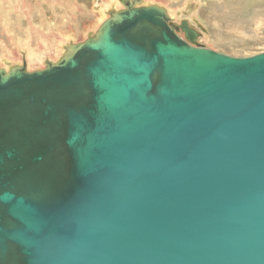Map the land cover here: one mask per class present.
Instances as JSON below:
<instances>
[{
	"label": "water",
	"instance_id": "obj_1",
	"mask_svg": "<svg viewBox=\"0 0 264 264\" xmlns=\"http://www.w3.org/2000/svg\"><path fill=\"white\" fill-rule=\"evenodd\" d=\"M119 1L0 67V264H264V51Z\"/></svg>",
	"mask_w": 264,
	"mask_h": 264
},
{
	"label": "rangeland",
	"instance_id": "obj_2",
	"mask_svg": "<svg viewBox=\"0 0 264 264\" xmlns=\"http://www.w3.org/2000/svg\"><path fill=\"white\" fill-rule=\"evenodd\" d=\"M117 1L115 0L113 6H109L111 0H0L1 6L12 7V13L9 11L8 15L14 20L13 23L18 22L17 25L20 21V23H23L15 30V32L18 31L16 33L20 37H23L22 39L26 37V35L23 36L24 28L32 27L34 33V30L41 28L40 26L44 28L45 22H54V24L61 26L64 23L63 17H65L69 21L68 24L73 25L71 28L67 26L65 29L70 30V32L74 31L78 42L85 39L89 33H93L97 25H100L98 24L100 20L107 18L111 10L120 9L117 8ZM144 3L158 4L174 11L175 17L172 16V20L176 24H179L181 19H187L189 26L200 33L196 41L206 48L233 57H248L264 51V0H144ZM69 5L70 7L74 6L76 9L74 8L73 11ZM1 10L0 40L5 42H0V45H3H1L0 51L8 50L6 56L17 59L15 60L17 62L19 54L11 44L14 38H10L11 32H7L10 35L5 33L1 24L6 16V9ZM193 18H197L200 24L203 25L206 30L205 33L197 27ZM65 29L56 36L57 42L62 40L61 38L68 31ZM44 32L39 33L46 35L47 31L44 30ZM179 34L183 37L182 32H179ZM38 38L41 50L35 49L36 45L34 44H36V41L32 40L33 50L36 52L41 51L45 54L46 59L56 61L57 58H54V54L58 51V48L53 45L54 41L46 36ZM4 44H6V48ZM12 51L15 53H12ZM45 62L42 66L38 62L39 64L35 63L31 67L32 69L42 68L45 66Z\"/></svg>",
	"mask_w": 264,
	"mask_h": 264
},
{
	"label": "bare ground",
	"instance_id": "obj_3",
	"mask_svg": "<svg viewBox=\"0 0 264 264\" xmlns=\"http://www.w3.org/2000/svg\"><path fill=\"white\" fill-rule=\"evenodd\" d=\"M118 2V5H117V8H122V5H121V2L118 0L117 1ZM143 2H144V0H143ZM114 3H115V0H111V3H109V6H113L114 5ZM166 3V2H165ZM95 6H96V4H94ZM1 6V5H0ZM84 6L86 7V5L84 4ZM83 6V7H84ZM9 7V6H8ZM93 7V6H92ZM169 7V6H168ZM74 6H73V8H72V10L74 11ZM103 8H105V7H103ZM70 9H71V7H70ZM76 9V8H75ZM78 9V8H77ZM84 9V8H83ZM99 10H101L102 12H104L102 9H100V8H98ZM97 9V10H98ZM10 10H12V8H10ZM167 10V12L168 13H170V15H171V17L173 16V18L175 17V12L174 11H171V10H168V9H166ZM2 11V10H1ZM9 11V10H8ZM12 13V12H11ZM73 13H75V12H73ZM8 14V13H7ZM90 14V13H89ZM174 14V15H173ZM3 15V14H2ZM177 15V14H176ZM8 17H9V15H7ZM18 16V15H17ZM6 17V16H5ZM11 17V16H10ZM10 17H9V22H10V24H8L7 22H6V24L5 23H3V24H5V25H10V28H8L7 26L6 27H4V29H6V31L8 32H11V35L9 34V33H7V34H9L10 35V38L12 37V38H14L12 41H11V44H12V46H14V49H17V51L19 52V56H18V61L16 62L15 60H17V59H15V58H11V57H8V56H6V51L7 52H9L8 50H1L0 51V67H4V68H6V69H8V65L7 64H5V62L7 61V62H9V64L10 65H15V64H19V63H25V65H26V68L28 69V70H34V69H37L38 67H36V68H34V69H32V67H31V65H33V64H35V63H40L41 65L40 66H42L43 65V63L45 62V60H46V56H45V54L44 53H42L41 51H38V52H36V51H34L33 50V48H34V45H36V47H35V49L36 50H41L40 49V43H38L39 42V38L38 37H43V36H46L47 38H50L51 40H53L54 41V43H53V45H55L57 48H58V51H56L55 52V54H54V58H57V59H59L60 57H61V55L64 53V45H66V44H68L70 41H72L73 43H76V42H78L77 41V38H76V34H74L75 32H73V33H71L70 32V30H68V29H65L67 26L69 27V28H71V26H73V25H69L68 24V19L67 18H65V17H63L64 18V23L60 26V25H56V24H54V22L53 23H51V22H47V26L45 27L44 26V28H42V26H40L41 28L39 29V30H35L34 31V33H38V32H43L44 30L45 31H47V32H51V34H44V33H40L38 36H36V37H34L32 40H34V41H36V44H34V45H32V40H30V41H18V42H15V37L16 36H18V34L16 33V32H18V31H16L15 32V27H16V25H17V23H13V21H11V19H10ZM19 17V16H18ZM106 18V17H105ZM105 18H103V19H101L100 20V23H98V24H101V22L105 19ZM172 18V19H173ZM177 19V18H176ZM180 19V18H179ZM6 20H8V19H6ZM182 20H184V19H181V21ZM186 21H187V23H189V21L187 20V19H185ZM20 21V20H19ZM193 21L195 22V24L197 25V27L200 29V30H202L203 31V33H205L206 32V30L203 28V25H201L200 24V22L197 20V18H193ZM179 22V21H178ZM21 24V23H20ZM41 25V24H40ZM54 25V26H53ZM189 25V24H188ZM192 25V24H191ZM97 27H98V25H97ZM96 27V28H97ZM192 28V27H191ZM63 29H65V30H68L67 32H65V34L63 35V37L61 38L62 40H60L59 42H57L56 41V34L53 36V34L52 33H55V30L57 31V30H59V31H62ZM193 29H195V28H193ZM32 27L30 28V27H26V28H24V33L26 34V33H33L32 31ZM74 30V29H73ZM196 30V29H195ZM70 32V33H69ZM196 32L198 33V37L200 36V33H199V31L198 30H196ZM19 34H21V33H19ZM202 35V34H201ZM26 36H27V34H26ZM30 37V36H29ZM11 38V39H12ZM23 38V37H22ZM28 38V37H27ZM19 39H21V38H18V40ZM25 39V38H24ZM31 39V38H30ZM69 39H71L70 41H69ZM22 40V39H21ZM26 40V39H25ZM44 40H45V38H44ZM48 41H49V39H47ZM0 42H5L4 40L3 41H1L0 40ZM15 42V43H14ZM42 42V41H41ZM45 42V41H44ZM31 46H30V45ZM2 45V44H1ZM1 45H0V47H1ZM3 46V45H2ZM4 47L6 48V44H4ZM19 47V48H18ZM31 47V48H30ZM33 47V48H32ZM2 48V47H1ZM8 49V48H7ZM12 53H15V52H13L12 51ZM49 53V52H48ZM48 55V54H47ZM50 55V54H49ZM12 56H14V55H12ZM16 57V56H15ZM48 58V57H47ZM9 61H8V60ZM10 59H13V60H10ZM52 60H53V58H51ZM15 63V64H14ZM38 63V64H39Z\"/></svg>",
	"mask_w": 264,
	"mask_h": 264
},
{
	"label": "crops",
	"instance_id": "obj_4",
	"mask_svg": "<svg viewBox=\"0 0 264 264\" xmlns=\"http://www.w3.org/2000/svg\"><path fill=\"white\" fill-rule=\"evenodd\" d=\"M1 4H2V3L0 2V5H1ZM69 7H70V5H69ZM10 8H12V7H11V6H9V7L0 6V9H2V11H3V9H6V13H5V14H6V17L2 20V23H1L3 28L6 27V26H7L8 28H10V25H8V24H10V22H9V17L7 16V15H8L7 13H8L9 11L12 12V10H10ZM72 8H73V7H71V9H72ZM8 10H9V11H8ZM6 19H8V20H6ZM10 19H11V18H10ZM63 19H64V18H63ZM11 21L14 22V20H12V19H11ZM6 22H7V23L9 22V23H8L7 25H5ZM20 22H21V21H20ZM20 22H19L18 25H16L15 29L20 25ZM3 23H5V24H3ZM21 24H23V23H21ZM44 24H45L46 26L48 25L47 22H45ZM45 25H44V26H45ZM46 26H45V27H46ZM36 28L38 29V27H36ZM10 29H11V28H10ZM4 31H5V33H7L6 29H4ZM31 31H32V30H31ZM34 31H35V30H34ZM43 32H44V31H43ZM60 32H61V31H59V30H57V31L55 30V33H52V34H53V36H54L55 34H56V35L60 34ZM73 32H74V31H73ZM73 32H71V33H73ZM44 33H45V32H44ZM26 34H27V36H26L25 38L28 37L26 40H25V39H22V37H20V35H18V36L15 37V42H18V41H30V40H32L34 37L38 36L40 33L38 32V33H35V34H34V33H30V34H29V33H26ZM26 34L24 33L23 36H25ZM33 34H34V37H33ZM46 34H51V32H46ZM74 34H75V33H74ZM29 36H30V37H29ZM18 38H21L22 40H21V39L18 40ZM30 38H31V39H30ZM18 54H19V52H18ZM7 60H8V59H7ZM46 60H48V59H46ZM46 60H45V61H46ZM8 61H9V60H8ZM6 62H7V61H6ZM9 62H10V61H9ZM19 64H21V63H19Z\"/></svg>",
	"mask_w": 264,
	"mask_h": 264
}]
</instances>
